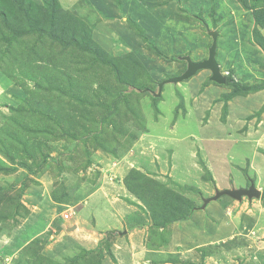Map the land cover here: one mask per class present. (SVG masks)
Wrapping results in <instances>:
<instances>
[{
    "label": "rangeland",
    "instance_id": "rangeland-1",
    "mask_svg": "<svg viewBox=\"0 0 264 264\" xmlns=\"http://www.w3.org/2000/svg\"><path fill=\"white\" fill-rule=\"evenodd\" d=\"M49 2L50 0H0V151L14 158L13 163H10L3 152H0V166L16 168L11 173H0V210L19 202L22 194H26L28 200H33L36 189H19L24 175L29 176L27 183H40L46 178L57 177L59 179L54 182L63 184L60 180L62 174L72 173L69 181L72 191L79 189L84 178H87L89 187L96 182L104 190L103 183L107 181L113 184L116 182L114 180L120 179L125 183L126 173L130 169L142 172L138 170V165L141 164L147 171L142 172L143 178L153 183L156 196L170 197L179 204L182 201L178 198L184 196L192 206L195 205L194 202L201 206L204 198L202 194H208L214 187L211 174L202 161L207 155H217L214 162H217L216 169L221 166L229 167L228 164L231 163L230 175L234 176L236 182L239 180L233 169V162H237V157H248L249 152L239 147L243 141L236 143L238 137L234 131L231 147L230 144L218 141L214 144L222 148L220 150L213 151L206 144L207 151H203V155L202 151H196L198 167L192 165L189 157L186 159L183 156L186 149L182 145L173 147L171 151L162 143H151L155 134L172 126H177L181 131H187L188 128L196 130L195 117L188 119L184 126L182 121H176L178 116L186 112V103L180 94L183 89L178 87V83L197 77L202 81L199 89L201 92L206 91L209 84L225 88L226 93L220 92L215 99L216 102L219 101L217 105L222 117L227 115L228 100L232 97L226 96L231 87L226 82L218 84L211 81L210 72L206 69L197 71L186 80L171 83L175 86L173 98L177 96L179 99L171 119L168 116L171 105L163 111L159 107V102L164 99L163 88L158 96H154L150 90H157L158 81L183 72L186 62L179 56L189 55L195 60L207 56V48L211 43L207 29L217 30L219 33L215 57L221 72L225 76L231 74L233 79L242 84L260 83L264 79V23H257L254 15L257 12L261 22H264V1L258 2L259 5L254 9L244 6L242 0H58L70 12L64 16L65 22H70L71 25H68L71 27L75 24L74 27L80 31L81 36L92 38L104 51L95 48L98 54L96 56L91 51L82 50L79 45L66 47L58 40H54L56 43L46 40L42 43L37 35H33L30 43H21L20 46L13 47L14 52L9 53L12 48L9 49L1 36L4 33V38L7 37V30L1 21L2 13L6 18L15 19L21 14L17 6L30 4L29 15L34 18L47 8ZM72 17L76 18L77 24L72 21ZM128 19L143 28L145 39L136 35L128 26ZM153 48L161 53L157 54ZM173 57H177V60H172ZM148 76L156 82L154 85ZM146 88L148 91H141ZM236 95L247 94L234 96ZM10 97L13 101H10ZM167 98L169 101V96ZM109 111L113 113L109 114ZM245 114L247 116L243 121L246 124L240 127L239 132L244 133L245 128L251 124L256 129L262 126L254 132L259 137L255 145L264 153V103L260 109ZM105 116L110 117L103 120ZM220 120L225 121L222 118ZM260 122L262 124L257 126ZM146 132L152 137H143ZM156 154L160 155V161L163 160L161 154L169 156L168 158L173 156L181 176L171 178L160 173L161 169L155 162ZM23 160L29 165V169L16 167ZM222 160L228 164L222 165ZM115 169H120L121 177ZM240 172L245 180L254 179L245 167ZM179 173L174 170L172 175L177 176ZM255 181V186L260 187L263 193L264 189L260 185L264 179L259 177ZM160 186L166 187L173 194H165L164 187ZM117 193L118 191H114L111 194ZM199 194L203 197H199ZM144 195H149V192L146 191ZM64 197V201L76 203L69 195ZM242 200L247 201V198ZM242 200L235 201L241 203ZM248 201L256 202L253 208H257L261 221L257 229L258 233L262 232L264 198L262 201L259 198ZM65 208V213H71L76 206L67 205ZM174 212L172 211V215ZM0 214L4 212L1 210ZM42 239H39V244L44 242ZM235 239L237 244L243 245L246 242L241 237ZM262 244L257 258L253 256L248 260L246 253H243L245 264H264V243ZM225 253L229 255L227 250ZM240 254L238 258H241ZM235 255L237 256L236 253ZM235 259L233 256L232 264L243 262ZM74 261L77 259L68 264L80 262ZM27 262L26 264H48L40 259L33 263Z\"/></svg>",
    "mask_w": 264,
    "mask_h": 264
},
{
    "label": "crops",
    "instance_id": "crops-1",
    "mask_svg": "<svg viewBox=\"0 0 264 264\" xmlns=\"http://www.w3.org/2000/svg\"><path fill=\"white\" fill-rule=\"evenodd\" d=\"M201 84L202 81L197 77L178 83V87L183 89L180 94L186 103V112L178 116L176 121L178 120L179 123L182 121L181 124L184 126L188 119L195 117L196 130L188 128L187 131H181L177 126H172L153 137L146 132L143 137H152L151 140L154 141L151 143H162L171 151L173 147L182 145L186 149V154L183 156L186 159L189 157L192 165L196 166V151H202L203 155V151H207L206 144L213 151L220 150L222 148L214 144L218 141L225 145L230 144L231 147V139L235 133L238 137L236 143L243 141L239 147L249 152L248 157L245 155L243 158L237 157V162H233L234 167H232L239 180L236 182L234 176L230 175L231 163L222 160V165L228 164L229 167L221 166V170L216 169L217 162H214L217 160V155H207L202 161L211 174L214 187L208 194H202L204 198L213 195L215 187L224 189L249 185V179L245 180L240 174L243 167L249 170L254 182L259 177L263 180L264 153L255 145L259 137L254 131L258 128L251 124L242 134L239 129L244 123L246 124V121H243L247 116L245 113L260 109L264 103V87L246 93V96H233L228 100L226 117H222L217 105L219 101L216 102L215 99L220 92L226 93V89L209 84L206 85V91L201 92L199 91ZM169 89H173L172 92ZM174 90L175 86L171 83L165 84L162 91L164 99L159 102L162 111L171 105L168 115L170 119L179 102L177 96L173 98ZM167 96L170 98L169 101ZM9 99L13 101L12 97ZM221 118L225 121L222 122ZM261 124L260 122L257 126ZM158 150L160 152V149ZM161 155L163 160L160 161V155L156 154L155 161L161 169L160 173L167 174L171 178L181 176L173 156L168 158L169 156ZM93 164L90 165L94 166ZM138 170L147 172L141 164L138 165ZM174 170L179 173L177 176L172 175ZM115 171L117 175L122 176L119 173L120 169ZM70 176L73 174H62L60 180L63 184L54 182L55 179H59L57 177L46 178L40 183H28L24 191H28L31 187L37 191L33 200H28L26 194H22L19 202L15 203L13 211L8 212L10 215L0 219V264H26L27 260L33 263L36 259L48 264L50 262L66 264L75 258L77 261L74 262L80 261L79 264H83L87 259H89L86 261L87 264H92L94 261L96 264H232L233 256L234 259L243 261L241 264H245L242 257L244 252L248 260L253 256L257 258L258 249L263 247L264 231L258 233L259 229H257V225L261 224L260 215L257 213V208H253L256 202L242 200L240 203L226 195L210 201L204 208H200L198 202H194L195 205L186 218L160 226L155 224L154 215L158 216V214L151 210L150 205H146L138 198L123 180L116 179L115 183L110 180L113 184L107 181L103 183L104 190H102L96 182L89 187L87 178H84L79 184V189L72 191ZM260 186L264 189V182ZM114 191L118 193L111 194ZM64 195H69L76 203L64 201ZM259 199L262 201L261 195ZM67 205H74L76 209L68 213V217L65 218ZM56 227L59 229L57 230ZM55 231L57 232L54 234ZM236 237H241L246 242L243 245L237 244ZM39 239L44 242L39 244ZM239 254L241 258H238ZM224 258L229 261L223 260Z\"/></svg>",
    "mask_w": 264,
    "mask_h": 264
},
{
    "label": "trees",
    "instance_id": "trees-1",
    "mask_svg": "<svg viewBox=\"0 0 264 264\" xmlns=\"http://www.w3.org/2000/svg\"><path fill=\"white\" fill-rule=\"evenodd\" d=\"M242 1L244 3V6H247L248 8L250 7L256 9V6L259 5L258 2H263L264 0H252V2H250L249 0H242ZM253 1H255V3ZM23 5L24 4L17 6L20 9L21 14L16 16L15 19L6 18L5 15L2 13L1 21L4 28L7 30V37L4 38L5 35L4 33H1V36L4 39L5 43L8 44L9 49L12 48L8 51L9 53L11 51L14 52L13 47L20 46L21 43L24 42L30 43L33 35H37L38 38L41 39L42 43H44V40L52 41V43H56V41L54 40H58L66 47H69L70 45H74V44L79 45L82 50L84 49L85 51L86 49V51L89 52L91 51L96 56L98 54L95 48H99L97 50L104 51L102 50L101 46H99L96 42L92 40V38L89 37L85 38L84 36H81L80 31L74 27L75 24H72L71 27L68 25V24L71 25L70 22L68 23L65 22L64 16L66 14H69L70 12H68L67 10L68 8L66 9L63 6H61L58 0H50L47 8L45 10H41V12L37 10L39 13L36 14L34 18L29 15V13L31 12L30 4L22 7ZM254 16L257 19L256 20L257 23L259 24L264 23L261 22L257 12H255ZM72 21L75 23L77 22L76 18L74 17H72ZM127 23L128 26L135 32L136 35L142 37V39H145V36L143 35L144 30L141 26H139L138 23H136L131 19H128ZM60 28L61 31H58V29ZM153 49L157 54L161 53L158 49L156 48ZM175 59L177 60V57L172 58V60ZM141 65L142 67L144 66L142 63ZM225 77H226V84L231 87V91L227 94L226 98H231L235 94H246L249 92H254L264 87V81L256 84H242L241 82L233 79L231 74ZM149 79L153 85L156 83L150 77ZM145 86L146 85H141V87H145ZM223 108L226 111L225 106ZM112 113L113 112L109 111V114ZM109 117L110 116H108V118ZM108 118L105 116L103 120ZM3 154L10 161V163H13L14 158L11 155L7 154L6 152H3ZM17 166H21L29 169V165L24 160L19 161L16 164V167ZM14 170H16V168L0 166V173L2 172L11 173ZM143 176L144 174H142L141 172L130 169L127 175L125 176V183L126 186H128V188L136 196H138V198H140L144 203H146V205H150L151 210L154 213L158 214V216L154 215V218L156 220L155 222L156 225L165 226L175 220L183 219L188 216L190 209L192 208V205L191 202H189L186 199V197L181 196L178 198L179 200L182 201L181 204L175 202L170 197L160 198L156 196L153 192V187H152L153 183L143 178ZM28 179L29 176L24 175L19 187L20 191H23L25 189V187L28 184L27 181H29ZM143 179L146 181V183H143L144 182ZM160 187H164V186H160ZM146 191L149 192V195H144ZM163 192L165 194L168 192L172 193V191H169L166 187H164ZM261 198H264V192L261 194ZM1 207L2 206L0 205V208ZM14 208H15L14 203H12V205L8 207L2 208L1 210L4 212V214H0V218L8 217L10 215L8 212H10L11 210L13 211ZM172 211H175L173 215H172Z\"/></svg>",
    "mask_w": 264,
    "mask_h": 264
},
{
    "label": "water",
    "instance_id": "water-1",
    "mask_svg": "<svg viewBox=\"0 0 264 264\" xmlns=\"http://www.w3.org/2000/svg\"><path fill=\"white\" fill-rule=\"evenodd\" d=\"M207 34L211 38V43L207 48V56L201 60H193L189 55H182L179 58L186 62V66L183 72L179 75L171 76L165 79H162L157 82V90L150 92L154 96H158L163 88V85L166 83H177L179 81L186 80L193 76L197 71L206 69L210 72L209 79L218 84H224L226 82L225 75L221 72L218 61L216 60V49H217V39H218V31L217 30H209L207 29ZM141 91H148V88L143 89ZM226 195L234 200L241 201L244 197L247 200H251L252 198H259L261 195L260 188L255 186L253 180L249 181V185L246 187H231L218 189L215 187L214 194L203 198L202 205L200 208H204L205 205L212 201L217 200L219 197Z\"/></svg>",
    "mask_w": 264,
    "mask_h": 264
},
{
    "label": "built area",
    "instance_id": "built-area-1",
    "mask_svg": "<svg viewBox=\"0 0 264 264\" xmlns=\"http://www.w3.org/2000/svg\"><path fill=\"white\" fill-rule=\"evenodd\" d=\"M64 217L67 218V217H68V213H65V214H64Z\"/></svg>",
    "mask_w": 264,
    "mask_h": 264
},
{
    "label": "flooded vegetation",
    "instance_id": "flooded-vegetation-1",
    "mask_svg": "<svg viewBox=\"0 0 264 264\" xmlns=\"http://www.w3.org/2000/svg\"><path fill=\"white\" fill-rule=\"evenodd\" d=\"M248 186V185H247Z\"/></svg>",
    "mask_w": 264,
    "mask_h": 264
}]
</instances>
